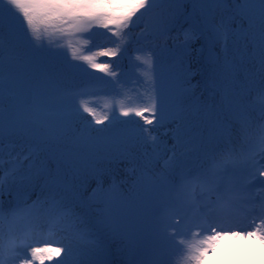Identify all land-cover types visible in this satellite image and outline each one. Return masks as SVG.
<instances>
[{
  "label": "snow or ice",
  "instance_id": "snow-or-ice-1",
  "mask_svg": "<svg viewBox=\"0 0 264 264\" xmlns=\"http://www.w3.org/2000/svg\"><path fill=\"white\" fill-rule=\"evenodd\" d=\"M95 29L115 49L96 55L135 44L143 67L118 116L72 83L82 59L112 77L88 87L121 85L77 55ZM44 229L66 242L23 264H207L227 241L264 264V0H0V264Z\"/></svg>",
  "mask_w": 264,
  "mask_h": 264
},
{
  "label": "rangeland",
  "instance_id": "rangeland-1",
  "mask_svg": "<svg viewBox=\"0 0 264 264\" xmlns=\"http://www.w3.org/2000/svg\"><path fill=\"white\" fill-rule=\"evenodd\" d=\"M98 53V52H97ZM96 55L95 52H91L89 50H84L80 55L83 56H93ZM70 55L68 56V58ZM98 55H96V61L98 59ZM135 61V60H133ZM74 64L79 66L78 73L82 76L92 75L99 80H112V77L107 76L105 73L100 72L98 70L90 68L85 61L82 59H78L76 61H72ZM136 66L133 68L136 75H131L125 85L121 84L118 87L109 88V91L104 92L99 88L87 87L85 89L81 88L85 92V102L88 103L90 107L94 109L95 105L106 109L109 112H115L119 115V109L123 108H135L141 106V102L143 100V94L145 92L146 85L144 84V72L143 67H137L139 61H135ZM79 77V76H78ZM78 81H82V77L78 78ZM84 87V86H82ZM80 103L77 100V105ZM97 112V111H96ZM87 117V114H84ZM125 118V117H123ZM11 194L4 193V200L10 199ZM56 235H59L62 242H66L64 240L63 234L57 233L55 235L49 236L46 229L41 230L34 234L32 239V244L30 247L22 250L20 257L17 259V264H23L24 259H31L30 256V248L31 246L35 247H51L55 248L59 245L55 242ZM235 243L237 246L235 248H229L225 250V247L219 248L215 253L211 254L208 257L207 264H248L249 258H252L254 255H258V253L254 254L251 251L242 250L240 245L243 243L242 241H227L225 242V246L227 244ZM52 259L45 260V264H57L60 260L64 258L63 253L59 256L56 255L55 252L51 253Z\"/></svg>",
  "mask_w": 264,
  "mask_h": 264
},
{
  "label": "trees",
  "instance_id": "trees-1",
  "mask_svg": "<svg viewBox=\"0 0 264 264\" xmlns=\"http://www.w3.org/2000/svg\"><path fill=\"white\" fill-rule=\"evenodd\" d=\"M142 27V24L140 27H138L135 32L133 33V36L138 35L140 28ZM94 31L97 32V35L89 42L85 43L83 40L80 41V43L78 45H76L78 51H77V55H80L84 50H89L91 52H99L101 50H107V49H114V46L112 44V39L108 38V36H106L104 33L106 32V30L104 29H95ZM136 47L137 45L135 44H129L127 47V52L121 56H116V57H105V56H99L97 59V63H101V62H108L113 66V70H115L117 72V76L116 78L119 79L121 81V84L125 85L129 79V77L131 75H136V73L134 72L133 68L136 66L135 64V56L138 55L139 53L136 52ZM69 60L71 59V57L68 58ZM135 60V61H133ZM76 61V60H75ZM71 63H73L71 61ZM74 64V63H73ZM82 77V81H78L79 77ZM96 80L94 76L92 75H88V76H82L79 75L78 71H77V75H76V79L72 82L74 86L78 87V88H87L89 85L90 81ZM84 86V87H82ZM109 88L112 89L113 87H101V90L106 92L109 91ZM94 109L97 111H95L97 116L103 117V116H111L113 114V112H109L106 109H103L101 107H98L97 105H95ZM86 114V113H85ZM116 114V113H115ZM117 115V114H116ZM118 116V115H117ZM87 120H92L91 116L87 115ZM121 120H133L134 119V123L131 125V127L133 128H141V127H151V126H145L143 124V121L136 117H128V118H123V117H119ZM107 123V122H106ZM95 127H103V125H96ZM161 139H164L163 136L160 137ZM8 147H7V143L5 145V152L3 155V167L5 170H7L10 167V162L13 159V157H10L8 155ZM16 152H20V148L17 147ZM21 163L22 164H26L25 161H23V155H21L20 157ZM124 165L121 164L119 166V168L117 169V175L119 177H124L126 175V173L124 172ZM4 193H8L11 195L15 194V190L14 189H10L9 187H5V192ZM34 198V197H33ZM9 201V199H5L4 202L5 204H7V202ZM58 264V263H57Z\"/></svg>",
  "mask_w": 264,
  "mask_h": 264
},
{
  "label": "bare ground",
  "instance_id": "bare-ground-1",
  "mask_svg": "<svg viewBox=\"0 0 264 264\" xmlns=\"http://www.w3.org/2000/svg\"><path fill=\"white\" fill-rule=\"evenodd\" d=\"M56 239H58V240H59V239H61V237H60L59 235H56Z\"/></svg>",
  "mask_w": 264,
  "mask_h": 264
}]
</instances>
